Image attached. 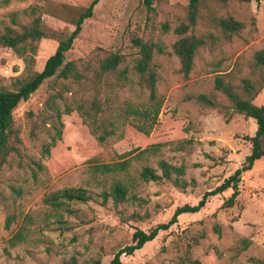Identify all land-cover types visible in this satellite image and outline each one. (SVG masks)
<instances>
[{"label":"rangeland","instance_id":"obj_1","mask_svg":"<svg viewBox=\"0 0 264 264\" xmlns=\"http://www.w3.org/2000/svg\"><path fill=\"white\" fill-rule=\"evenodd\" d=\"M92 1L10 0L0 5V31L10 25L12 13L36 7L49 35L38 43L30 66L29 59L0 47V89L16 90L27 79L28 70L41 72L56 52L58 41L71 35L75 21ZM188 5L189 0H156L150 11L145 0H100L67 53L66 63H73L76 72L68 80H47L16 108L15 135L10 143L14 150L0 172V264H68L73 258L78 264L92 259L109 264L120 249L132 243L137 229L148 231L167 223L178 207L198 204L206 192L245 165L252 144L244 137L255 135V120L236 114L226 122L223 114L202 104L199 96L215 94L229 107L226 98L215 92L216 77L235 69L230 80L239 85L251 76L255 54L264 50V0H232L226 7H218V16L245 25L231 40L205 17L200 18L189 34H214L220 40L215 47L199 51L187 76L173 47L179 39L175 30L188 23ZM21 18L23 24L31 21L23 15ZM137 40L155 46L150 70L143 76L134 71L140 55L134 43ZM113 55H120L123 62L115 72L103 74L101 63ZM125 69L128 78L121 80ZM152 73L163 104L156 125L146 135L134 124L139 123L143 108L154 103L150 89L142 82L149 81ZM58 93L61 96L57 97ZM94 99L102 109L97 116L99 127L106 119L119 118L123 139L114 136L102 144L84 122L76 106L90 105ZM49 101L63 113L62 139L44 155L43 146L51 143L54 135ZM255 104H264V90ZM66 107L73 109L70 115L64 113ZM155 109L152 107V116ZM147 148H153L154 153L131 166L136 198L121 204L112 197L105 201L103 193L111 191L113 179L98 175L97 182L88 175V168L123 161L122 155ZM161 161L184 167L185 190L168 182L144 183L139 179L145 165L161 174ZM255 164L243 174L241 193L233 208H223L232 190L210 197L201 212L180 216L178 224L143 249L123 255V264H253L251 258L264 263V161ZM80 187L89 191L87 203H70L59 209L46 202L58 190ZM217 225L220 235L215 231ZM244 239L250 241L246 250Z\"/></svg>","mask_w":264,"mask_h":264},{"label":"trees","instance_id":"obj_2","mask_svg":"<svg viewBox=\"0 0 264 264\" xmlns=\"http://www.w3.org/2000/svg\"><path fill=\"white\" fill-rule=\"evenodd\" d=\"M156 0H145L148 9L153 10V2ZM232 0H189L188 5V23L181 24L175 32L179 35L173 47L174 54L179 58L181 63V70L185 75H189L193 70L195 58L199 51L205 47H215L220 38L215 35H194L189 34L198 26L200 18H206L210 23L216 25L222 32V35L231 40L233 36L239 35L245 25L234 18H224L218 16V7H226ZM240 2L250 3L256 1L260 3L261 0H237ZM10 0H0V5L9 4ZM100 0H93L88 8H86L75 21V28L70 36L61 39L56 52L46 61L45 66L41 72H33L28 70L27 79L24 80L16 90L0 89V172L3 166L7 163L8 157L14 150L10 145L11 137L14 133V111L16 108L38 91V89L46 82L54 78H61L68 80L73 72H76V67L73 63H66V56L74 47L76 40L79 38L83 25L86 20L94 15V10L99 4ZM204 10V11H203ZM21 15L31 18L28 24L22 23ZM10 25H6L3 31H0V47H7L12 49L18 56L25 58L28 66L34 61V55L38 52V43L43 39L49 38L47 31L44 28L42 17L38 14L36 7H30L22 12H14L10 16ZM139 47L140 55L134 66V71L143 76L150 70V66L155 57V46L150 43H144L140 40L134 42ZM158 51L162 53V49L158 47ZM123 62L120 55H113L106 58L101 63V72L103 74L115 72L119 65ZM66 63V64H65ZM238 67L236 63L235 68ZM235 69L233 71L218 75L215 79V92L223 95L228 104L221 103L215 94L200 95L199 101L216 110H218L225 117L226 122H230L234 115L239 114L247 119H253L257 125V131L254 136H246L244 140L252 144L251 154L246 157L245 165L237 169L233 175L227 178L219 187L214 190L206 192L202 199L196 205H184L178 207L173 214L170 221L167 223H160L148 231L137 229L132 237V243L120 249L109 264H123V255H133L135 252L143 249L146 244L154 241L161 232L169 231L174 225L179 223V217L184 214H197L201 212L207 205L208 199L213 196L221 195L229 190H232V195L225 200L223 208H233L236 205L237 199L240 196V184L244 173L251 171L257 161H264V104L258 106L255 104L256 98L264 90V50L256 52L254 62L252 63V72L250 77L242 79L239 85H235L230 79L234 77ZM129 71L125 69L119 78L127 80ZM123 78V79H122ZM124 84H132L134 81H122ZM147 84L151 91L152 105L143 108L140 115V121L134 126L146 135H150L156 122L158 120L163 100H159L156 94V76L151 74L149 81H142ZM57 97L61 94H56ZM97 99L91 101L90 105L86 103L76 106V110L84 119V122L91 128L92 133L97 136L100 143H106L110 138L116 136L118 140L123 139V132L119 133L121 128L118 124L119 118L111 120L106 119L103 122V127H99L98 115L102 111ZM156 106V107H155ZM155 109V114L152 116L151 110ZM47 110H52L54 113V122L52 128L54 135L52 142L43 146V154L49 155L52 147L56 146L58 140L62 139V115L63 113L57 105L49 101ZM73 112L71 107H66L64 113L70 115ZM129 110L125 111L126 117ZM136 113V111H134ZM138 114V113H137ZM124 126V125H123ZM101 131L100 133L98 132ZM131 151L122 155L123 161L91 165L88 168V175L92 179L97 180V176H108L113 179L111 184V191H104L103 197L107 201L112 197L116 204L124 203L129 199H135L136 195L132 193L135 185V179L132 175V162L136 160L146 159V155L153 154V148H147L140 151ZM137 153V154H136ZM135 154V155H134ZM134 155V156H133ZM42 168L41 164H38ZM161 174L151 166L145 165L139 171V179L144 183H162L168 182L173 184L176 188L185 190L188 183L183 179L185 174L184 167H175L166 161L159 162ZM90 201L89 191L86 188H68L58 190L46 198V202L55 208H63L64 205L70 203H87ZM215 231L220 235L221 229L219 225L215 227ZM243 250L250 246V241L244 239ZM250 262L253 264H264L263 261L257 258H251ZM68 264H78L75 258L71 259ZM87 264H103L101 259H92ZM192 264H201L199 261H194Z\"/></svg>","mask_w":264,"mask_h":264}]
</instances>
